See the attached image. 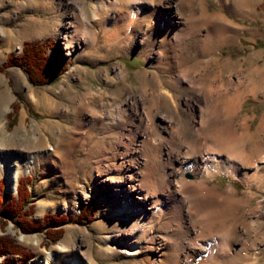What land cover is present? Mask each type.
<instances>
[{
  "label": "bare ground",
  "instance_id": "1",
  "mask_svg": "<svg viewBox=\"0 0 264 264\" xmlns=\"http://www.w3.org/2000/svg\"><path fill=\"white\" fill-rule=\"evenodd\" d=\"M219 1L230 13L236 9L233 0ZM253 1L242 0L240 4L246 7ZM194 5L195 0H96L89 6L90 17L83 4L78 14L74 7L70 8L65 26L66 33L70 34L65 36L64 45L67 49L73 47L72 31L83 30L87 36L88 56L91 52L102 55L116 45L120 50L133 44L143 46L162 34L152 56L156 68L141 76L143 82L155 79L157 86L149 95L143 88L139 95H131V101L125 98L119 102L115 99L104 102V98L99 97L104 93L88 89L72 95L75 101L70 102V112L67 105L59 112L70 121L72 128L66 132L72 135V131L77 130L78 134L73 137L59 134L52 152L45 147L42 151L37 146L39 141H45L42 137L45 126L35 127L37 135L26 141H22V127L9 134L11 137L0 129V179L3 178L7 188L14 192L21 175L34 174L36 166L46 161L44 171L54 175L58 182L56 192L64 198L58 210L68 212L72 207L74 213L78 200L88 198L82 184H78L75 166L79 152L86 150L90 133L87 131L102 128L112 132L113 127L105 121L109 118L118 129L125 130L123 113L140 101L147 111L139 112L141 122L131 132L132 136L119 140L123 149L121 159L117 162V156L109 152L102 164L101 157H94L97 154L94 148L81 163V166L86 164L88 157L95 159L91 173L95 175L91 180L94 187L98 185L97 179L105 177L100 183L110 195L106 217L115 227L111 232L96 234L108 256H140L134 264H188L190 260H194L193 264H260L264 258V118L258 127L260 134L249 132L253 116L244 117L239 124L241 132H236L232 121L241 112L243 90L253 78L249 77L248 69L244 70L247 75L234 76V71L241 70L243 64L238 62L230 69L231 60L224 58L220 63L217 52L223 44L240 40L236 29L239 26L224 15L209 12L206 4L197 15ZM182 9L188 12L185 22L181 21ZM112 10L114 16L110 17ZM146 10L148 17L144 16ZM171 24L174 27L168 31ZM187 41L210 57L188 59L184 52L188 50ZM253 56L262 58L257 52ZM218 61L219 84L211 85L213 90L206 91L200 102H196V105L202 103L197 106L198 117L191 121V132L196 136L186 137L176 113V97L167 92L164 82L166 86L186 83L187 87L200 88L204 84L203 76L195 78L190 74L200 65L207 69ZM253 71L260 79L252 85L250 93L264 98V70L256 67ZM114 75L117 80L123 79L120 66H115ZM104 80L110 83L105 72ZM167 95L172 100L173 110L167 109L166 114L159 115L164 132L160 135L149 112L158 106L156 102L166 109ZM34 103L40 110L44 109L36 99ZM186 103L190 105L192 100ZM191 111L189 107L190 118ZM2 113L0 111V124ZM45 113H49L48 108ZM252 137L256 138V143L249 147ZM132 142L137 147L129 151ZM159 160L168 169L163 170ZM219 174L238 180L244 194L237 196L238 192L231 186L219 188L214 182ZM177 237H184L185 247L174 249ZM43 264L93 263L81 248L70 246L65 239L44 254Z\"/></svg>",
  "mask_w": 264,
  "mask_h": 264
},
{
  "label": "rangeland",
  "instance_id": "2",
  "mask_svg": "<svg viewBox=\"0 0 264 264\" xmlns=\"http://www.w3.org/2000/svg\"><path fill=\"white\" fill-rule=\"evenodd\" d=\"M93 1L95 2L96 0H0V111H3L0 129H4L5 134L9 135L15 129L22 127L20 134L24 139L22 141H26L30 136L33 135V138L37 135L34 132L35 127L45 126L42 132L44 135L41 133L45 141H39L37 146L42 151L50 149V152H52V147L56 146V138L59 134L70 137H73L75 133L78 134L77 130H73L72 132L74 133L72 135L66 132L67 129H71L72 127L69 119H64L60 114L65 105H67V109L70 112V104L75 101V99H72V95L83 93L88 89L104 93L103 95H99V97L104 98V102L110 99H115L116 102H119L125 98L131 101L130 97L139 95L143 88L146 89L148 95L156 88L155 79L143 82L141 76L143 72H152L156 68V65L152 61V56L156 51L158 40L162 34L156 35L152 42L143 46L133 44L120 50L116 45L111 47L109 51L104 52L105 54L102 53L101 55L99 53L97 55L95 52H93L94 54L91 52L88 56L87 36L85 32L83 30L72 31L73 42L78 41V43H72L73 47L68 49L65 47L64 38L67 34H70L66 33L65 29L66 23L69 21L68 14H71L70 8L73 10L74 7L75 12L78 14V8L80 4H83L85 6L84 11L90 17L89 6ZM240 2L242 0H233L236 9L234 8V12L231 11L232 13H230V11L222 7L219 0H195L194 10L198 15L202 6L206 4L209 12L224 15L236 26H239L236 29L240 40L223 44L218 49L217 57L220 63L224 58L230 59L233 63L230 64V69H233L234 64L237 65L238 62L243 64L241 70L234 71V76L247 75V72L244 71L245 69H248V73H251L248 75L249 77L251 76L250 78H253L250 79L252 83L248 84L243 90L242 109L233 119L232 125L235 126L236 132L240 133L241 127L239 124L242 123L243 118L253 116L249 132L250 134H260L258 127L261 119L264 118V98L253 95L250 93V89L260 79L256 77L253 70L256 67H261L264 70V0H255L246 7H242ZM180 12L182 13L180 14L182 16L181 21L184 19L182 22H185L188 18V12L183 9ZM109 16H114L113 10L109 12ZM144 16L148 17L147 10ZM173 27V24L168 25V31L173 29ZM163 31L164 28H162L161 32ZM167 36H171L170 32ZM186 44L188 50L184 52L189 57L188 59L205 60L210 57V54H202L198 51L193 42L187 41ZM26 45L41 46L46 59L53 60V63H57L59 67L63 68V72L58 76L57 80L46 85H40L31 81L28 67L21 58L23 48ZM256 52L261 53L262 58H254L253 53ZM10 60H13L15 63L7 64ZM219 61L214 63L215 65L211 64L207 69L200 65L190 74V77L199 78L200 75L204 77H202V82L205 84L202 85V87L204 86L203 89L202 87L200 89L198 86L187 87L186 83L177 87L166 86L164 82L167 92L176 97V113L185 129L186 137L196 136L191 132V121H195V117H198L197 106L202 105V103L196 105V102L201 99L202 94H206V91L213 90L211 85L219 84ZM189 65L191 64L189 63ZM115 66H120L123 74L122 80L116 79L114 75ZM223 70L226 71L227 69L223 68ZM104 72L110 78V83L104 80ZM262 74H264V71ZM165 77L161 78L166 80ZM167 98L168 102L166 104H168L166 105V109L163 104L156 102L157 108H151L149 112L158 125V134L160 135H163L164 132L161 130L159 124L162 122L159 115L166 114L167 109L173 110L172 100L168 95ZM34 99L38 101L40 108H44L43 110L34 106ZM188 99L192 100V104L186 105ZM139 102H135L134 105L136 106L131 105L132 107L123 113L125 130L118 129V126L115 123L113 124V119L109 118L105 121L113 127V133L102 128L87 131L90 133L88 134L87 147L85 146L86 150L79 152L75 166L77 167L76 176L78 184H82L85 195L88 198L85 201L78 200V206L75 208L74 213H72V207L68 212L58 210L60 209V202L64 198L56 192L58 182L54 178V175L51 172L44 171L43 166L46 165V161H42L36 166L34 174L27 173L18 178L23 180L30 178V181L25 183V189L29 193L30 199L23 208V212L28 213H24L21 218L26 219L29 226L33 228L43 223L45 215H56L65 219V222L59 227L49 231L58 240L56 239L51 242L47 239L46 227L28 232L20 228V223H16L14 216L13 218H4L3 214L8 212V208L12 204L17 203L18 183H16L13 192L10 188H7L5 180L3 178L0 179V183H2L1 185L4 188L2 191L4 198L0 205V242L3 239L4 243L8 242L11 246L18 250L21 249L25 254L29 255L26 260H23L20 258V255L2 252L0 253V264H43L44 254L55 248L59 242L65 239L69 242L70 246L79 247L86 255L88 254L93 264H134L135 260L141 259L137 255L126 258L117 254L108 256L102 241L97 240V232H111L115 227L109 223V219L106 217L108 215L106 209L110 203V195L104 184L100 183L101 180L105 179L104 176L97 179L98 185L96 187L91 183V180L95 178V175L91 174L95 169V159L88 157L85 162L86 164L81 166L84 156L91 154L95 149L97 150V154L93 156L101 157L100 162L102 164H104L102 159L109 152L117 156V162L121 159L123 149L119 140H128L129 136H132L136 126L141 122L138 120L139 112L144 114L147 111L142 108ZM189 107L192 110L190 113H192L193 119L187 113ZM47 108L49 113H45ZM173 116L176 117L175 113H173ZM96 142L99 143L97 146ZM255 143L256 138L252 137L248 146L251 147ZM136 147L137 144L132 142L128 146V149L131 151L132 149H136ZM158 164L163 170L168 169L162 160H159ZM123 176L125 175L123 174ZM123 176L121 177L124 178ZM214 182L219 188L233 187L238 192L237 196L244 194L242 184L228 175L219 174ZM86 206L93 210V217L88 222L86 221L82 224L75 223L73 219ZM163 216L166 217L167 215L164 213ZM51 232L55 233L52 234ZM183 242L184 237H177V241L172 246L174 249L183 248L185 247ZM193 261H188V264H193ZM262 263H264V258L260 260V264Z\"/></svg>",
  "mask_w": 264,
  "mask_h": 264
},
{
  "label": "trees",
  "instance_id": "3",
  "mask_svg": "<svg viewBox=\"0 0 264 264\" xmlns=\"http://www.w3.org/2000/svg\"><path fill=\"white\" fill-rule=\"evenodd\" d=\"M22 61L25 62L26 66L28 67V73L30 76V79L34 83H38L40 85H46L51 84L55 80H57L58 76H60L63 72V68L59 67V65L56 63H53V60H47L44 56V50L41 46H25L23 48V55H22ZM9 63H15L13 60L8 61ZM30 181V178L26 179H18V189H17V203L12 204L11 207L8 208V212L4 213V218H13L16 221V223H20V228H22L24 231L32 232L34 230H38L40 228L46 227V237L48 240L55 241L58 240L57 237H53L49 233V231L53 230V228L59 227L62 223L65 222V219L53 215H45L43 219V223L40 226H29V223L26 219L21 218V216L24 215L23 212L24 206L29 202L30 195L25 189V183ZM0 183V199L1 203L3 201L4 195L2 191L4 190L3 186ZM94 213L93 210L89 207H85L80 211L78 216L73 219V221L77 224H82L84 222L90 221V219L93 217ZM18 219V220H17ZM52 234L55 232H51ZM3 239L0 242L1 251L0 253H12L15 255H20V258L23 260H26L29 255L25 254L24 251L21 249H17L13 246H11L8 242L4 243Z\"/></svg>",
  "mask_w": 264,
  "mask_h": 264
}]
</instances>
